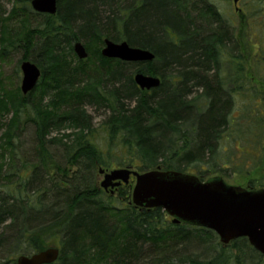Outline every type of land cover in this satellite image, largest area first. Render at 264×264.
Returning a JSON list of instances; mask_svg holds the SVG:
<instances>
[{
  "label": "trees",
  "instance_id": "obj_1",
  "mask_svg": "<svg viewBox=\"0 0 264 264\" xmlns=\"http://www.w3.org/2000/svg\"><path fill=\"white\" fill-rule=\"evenodd\" d=\"M10 1V12L0 18V60L19 48L20 62L36 64L41 77L25 96L19 86L0 94V252L7 256L2 264L51 244L59 249L53 264H264L246 238L224 246L211 230L173 224L159 208L129 204L132 181L114 197L96 179L97 168L223 178L238 171L237 162L232 164L236 152L243 167L261 168L264 30L252 34L249 44L257 50L247 61L237 24L214 3L219 0H57L53 16L33 12L30 0ZM246 12L249 31L255 22L264 28V0ZM31 16L39 21L34 26ZM104 39L148 50L154 59L125 63L89 49L85 60L68 68L74 43L102 48ZM138 72L159 78L160 86L140 90L133 80ZM80 74L100 80L78 93L51 85ZM75 85L70 88L82 86ZM88 105L103 112L97 128L84 110ZM28 125L31 160L17 144ZM61 131L71 134L51 136ZM247 187L264 189V176Z\"/></svg>",
  "mask_w": 264,
  "mask_h": 264
},
{
  "label": "water",
  "instance_id": "obj_2",
  "mask_svg": "<svg viewBox=\"0 0 264 264\" xmlns=\"http://www.w3.org/2000/svg\"><path fill=\"white\" fill-rule=\"evenodd\" d=\"M235 8L240 0H231ZM33 12L53 16L57 11V0H30ZM78 60H85L88 52L81 42L73 45ZM106 59L125 63H150L154 55L144 49L130 47L126 42L114 43L103 40L100 52ZM20 92H32L41 71L29 60L22 61ZM133 80L142 91L160 86L157 77L135 73ZM100 188L116 189L132 181L129 204L137 208H159L171 218L173 224H186L213 231L219 242L226 246L239 238H246L249 245L264 257V189H248L228 185L223 178L201 180L197 176L176 171H161L159 168L139 173L120 168L104 171ZM133 179V180H132ZM59 257L57 247L19 255L15 264H53Z\"/></svg>",
  "mask_w": 264,
  "mask_h": 264
},
{
  "label": "rangeland",
  "instance_id": "obj_3",
  "mask_svg": "<svg viewBox=\"0 0 264 264\" xmlns=\"http://www.w3.org/2000/svg\"><path fill=\"white\" fill-rule=\"evenodd\" d=\"M255 0H240L237 7L239 9H248L250 7V5L252 3H254ZM214 3L222 8V10L229 14L230 16V21H235L236 22V26H237V36H238V40H239V44H240V49L242 52L243 57L248 61L249 59H251L253 57V54L256 52V44L254 45H250V38L252 37V34H254V32L256 31V35H258L257 37L261 36L262 31L264 30L263 27L260 26V22H255L256 24H254L255 30H250L248 28V24L251 22V18H249V16L246 14V10H245V14H239L237 11H235V6L232 4L231 0H219V1H214ZM12 8V1L10 0H0V18H4L7 16V14L10 12ZM254 18V17H253ZM31 20H32V25L34 26L36 23H38L39 21L37 17L31 16ZM261 18L260 16H257V20L256 21H260ZM17 21V20H16ZM12 21L11 24L16 26L15 30L17 29V27H19V23L18 21ZM261 27V28H260ZM253 31V32H252ZM255 35V34H254ZM253 38V37H252ZM83 46L85 47V49L87 50V52L90 49V53L93 50H99V53L101 52V46H98L97 42H91L90 45H86L85 43H83V41H80ZM255 43V41H254ZM88 48V49H87ZM89 54V52H88ZM23 55V52L19 49V48H15V49H10L8 51V53L6 54V56L0 60V82L3 84L2 88L3 90L0 91V94L2 93H8V91H12V89H14L16 86H19V90H20V82H21V72L19 69L20 66V60L21 57ZM91 64V63H90ZM67 65L68 68H72L74 66L78 65V59L77 57L74 55V57L72 58H68L67 60ZM54 75V74H53ZM58 79V77L56 78ZM53 80V79H52ZM51 80V81H52ZM100 80V78L96 79L92 76H84V74H80L78 76H73L71 80L68 81V75L64 78H61L60 80H57L56 82H51L53 84H51L53 87H56L57 85L60 87V89L62 91H66V92H82L81 90L84 89H88L89 87L94 86L96 83H98ZM72 81H76L77 85L80 84L82 85L81 88L79 89L77 87V85H75V87H77L75 90H72L70 88V84ZM57 86V87H58ZM60 89L57 91L60 93ZM56 95V91L54 92H49V94L46 96V103H48L52 97V100H54V96ZM58 100V99H57ZM51 108V107H50ZM84 110L87 112V114L92 118V125L93 127L97 128L100 124V122L103 119V112L102 111H97L93 106H86L84 108ZM11 115H7L3 121H8L10 119ZM28 126H25L24 128H22L17 136V144L19 143L21 145L22 148H24L26 150V154H27V158H29L30 160L32 159V155H31V151L30 148L33 145V141L31 138L32 135V128H28ZM4 131V128L0 129V136L2 135ZM71 133L69 131H61V132H57V133H53L51 136L52 137H58V138H62V136H68ZM57 146H53L52 151L56 154V158L58 159V161L60 163H65V160L63 158H61V149L56 148ZM236 151V150H235ZM238 155L233 156V161L232 164H235V162H237L236 164L238 165V171L235 168L234 169V165L230 164L228 167L229 169H234L236 171V173L234 175H227V176H222L223 180L231 186H236V187H241V188H248L247 187V183L249 180L252 179H257L260 178L262 176H264V165L256 170L252 169V166H248L246 164V167H243L242 162L238 161V159L242 158L241 154H239L238 152H236ZM0 157H2V155L0 154ZM0 164H1V159H0ZM99 168H97V184L100 187V182L103 180V175H99ZM242 171V172H241ZM249 171V172H247ZM115 189V188H114ZM114 189H110L108 188V190L106 191L107 193H110L111 195H113L115 197L116 194V190ZM119 204H125V201H118ZM117 203V204H118ZM51 247H56L55 244H51L48 248ZM47 249V248H46ZM5 252H0V264L6 262V257L5 256ZM14 256V255H13ZM17 254L14 256V259L16 258ZM8 257H12V256H8Z\"/></svg>",
  "mask_w": 264,
  "mask_h": 264
},
{
  "label": "flooded vegetation",
  "instance_id": "obj_4",
  "mask_svg": "<svg viewBox=\"0 0 264 264\" xmlns=\"http://www.w3.org/2000/svg\"><path fill=\"white\" fill-rule=\"evenodd\" d=\"M235 11H237L239 14H245V12H244V10H242V9H237V8H235ZM122 186V185H121ZM121 186H119L118 188H120ZM118 188H116V189H114V190H117Z\"/></svg>",
  "mask_w": 264,
  "mask_h": 264
}]
</instances>
